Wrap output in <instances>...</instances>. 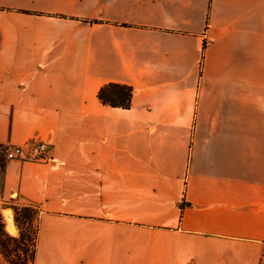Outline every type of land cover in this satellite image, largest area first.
Instances as JSON below:
<instances>
[{"label": "crops", "instance_id": "crops-1", "mask_svg": "<svg viewBox=\"0 0 264 264\" xmlns=\"http://www.w3.org/2000/svg\"><path fill=\"white\" fill-rule=\"evenodd\" d=\"M33 139L34 264H264V0H0V146Z\"/></svg>", "mask_w": 264, "mask_h": 264}, {"label": "trees", "instance_id": "trees-1", "mask_svg": "<svg viewBox=\"0 0 264 264\" xmlns=\"http://www.w3.org/2000/svg\"><path fill=\"white\" fill-rule=\"evenodd\" d=\"M133 94L134 89L129 85L108 83L101 87L98 97L105 105L128 109L131 107ZM2 148L3 147L0 146V160L3 153V151H1ZM11 209L13 211L14 222L16 226H18L20 229V222L24 220L31 224L33 231L30 252L28 249L22 250L21 253L20 251L15 250V253L13 254L14 258L11 260L9 259V264H34L40 211L36 206L27 203H24L23 205H13L11 206ZM19 232L20 233L18 237L9 235L5 229L3 218L0 215V243H2V246L7 245L6 241L3 240V236L8 238V241H13L15 243L23 241L25 239V235L21 229ZM5 249L8 250V248ZM5 255L8 259L11 257L12 253L9 250Z\"/></svg>", "mask_w": 264, "mask_h": 264}, {"label": "rangeland", "instance_id": "rangeland-1", "mask_svg": "<svg viewBox=\"0 0 264 264\" xmlns=\"http://www.w3.org/2000/svg\"><path fill=\"white\" fill-rule=\"evenodd\" d=\"M5 159V154L4 152L2 153V158H1V162H3ZM6 160V159H5ZM24 202L22 199H20L17 195H12L11 199H7V200H0V215L3 218V221L6 225V211H10L12 213V219H14L13 216V211L11 209V206L13 205H23ZM18 230L20 231V229L23 231L24 235H25V239L23 241H20L19 243H15L13 241H8V238L3 236V240L6 241L7 243V247L6 246H2V243H0V264H9V259H13L14 256L13 254L15 253V250L20 251V253L22 252V250L28 249V251L30 252V248H31V239H32V231L33 228L31 226V224H29L28 222L22 220L20 222V229L17 226ZM7 233L11 236L12 233L9 232V230H7ZM15 233L17 234V232L15 231ZM20 233V232H19ZM19 233L17 234L19 236ZM15 236V237H18ZM5 248H8V250H6ZM11 251L12 255L10 258H6V253L7 251Z\"/></svg>", "mask_w": 264, "mask_h": 264}, {"label": "built area", "instance_id": "built-area-1", "mask_svg": "<svg viewBox=\"0 0 264 264\" xmlns=\"http://www.w3.org/2000/svg\"><path fill=\"white\" fill-rule=\"evenodd\" d=\"M52 148L53 143L49 139H33L1 150L5 154L6 160L50 163L54 161L51 155Z\"/></svg>", "mask_w": 264, "mask_h": 264}, {"label": "bare ground", "instance_id": "bare-ground-1", "mask_svg": "<svg viewBox=\"0 0 264 264\" xmlns=\"http://www.w3.org/2000/svg\"><path fill=\"white\" fill-rule=\"evenodd\" d=\"M6 220H7V229L9 231H11L12 233L16 231V228L14 226V223H13V219H12V213L10 211H6Z\"/></svg>", "mask_w": 264, "mask_h": 264}]
</instances>
